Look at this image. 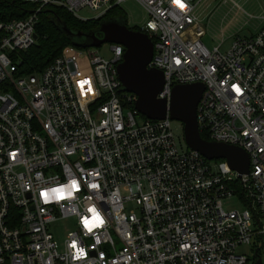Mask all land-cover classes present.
<instances>
[{
	"label": "built area",
	"instance_id": "1",
	"mask_svg": "<svg viewBox=\"0 0 264 264\" xmlns=\"http://www.w3.org/2000/svg\"><path fill=\"white\" fill-rule=\"evenodd\" d=\"M21 1L34 11L0 22V264H264V27L209 49L194 0H134L153 44L148 67L163 74L157 98L201 83L198 132L247 154L239 175L182 147L168 117L136 111L118 79L120 44L109 59L66 46L17 75L43 8L88 21L126 0ZM234 198L242 211L223 207ZM62 221L72 227L59 245Z\"/></svg>",
	"mask_w": 264,
	"mask_h": 264
},
{
	"label": "water",
	"instance_id": "2",
	"mask_svg": "<svg viewBox=\"0 0 264 264\" xmlns=\"http://www.w3.org/2000/svg\"><path fill=\"white\" fill-rule=\"evenodd\" d=\"M56 25L77 47L99 48L105 43L122 45L125 51L122 62L116 67L118 79L121 91L136 96V111L149 120L168 117L180 122L188 149L198 152L208 161L225 160L231 170L239 175L247 174L249 160L242 149L201 138L196 121V109L204 89L201 83L176 85L169 100L157 98L163 86V74L148 67L153 44L146 34L129 29L123 19L105 21L98 29L88 32L71 31L58 19ZM34 38L37 39L36 34Z\"/></svg>",
	"mask_w": 264,
	"mask_h": 264
},
{
	"label": "rangeland",
	"instance_id": "3",
	"mask_svg": "<svg viewBox=\"0 0 264 264\" xmlns=\"http://www.w3.org/2000/svg\"><path fill=\"white\" fill-rule=\"evenodd\" d=\"M194 0L195 14L200 24L205 29L206 35L202 39L205 46L212 49L218 43L224 40L221 51L227 49L228 44L236 36H250L264 27V0ZM235 3V5L233 4ZM127 21V27L140 28L145 20L146 13L134 0H126L120 5ZM79 15L83 18H92L94 13L89 10H82ZM105 59L111 57L110 44L105 43L99 48L91 49ZM85 71V67H81ZM141 119V117H138ZM171 127L175 137L180 145L185 146L182 134V124L171 120ZM220 160H211L210 162H219ZM227 211H242L243 206L237 199L227 200L223 203ZM127 210H135L133 204L126 206ZM72 227V221H62L52 227V232L59 245L63 242L66 232ZM240 253H249L247 247L238 249Z\"/></svg>",
	"mask_w": 264,
	"mask_h": 264
},
{
	"label": "trees",
	"instance_id": "4",
	"mask_svg": "<svg viewBox=\"0 0 264 264\" xmlns=\"http://www.w3.org/2000/svg\"><path fill=\"white\" fill-rule=\"evenodd\" d=\"M34 9V5L21 0H0V22L26 18ZM57 19L71 31L88 32L98 29L101 23L108 20L123 19L126 21V16L120 7H113L100 19L80 21L63 9L43 8L38 14L34 28L37 35L36 43L27 50L18 53L17 75H29L43 70L66 46L84 49L75 46L73 40L66 37L57 28ZM131 30L140 31V28ZM200 136L204 140H209L203 132L200 133Z\"/></svg>",
	"mask_w": 264,
	"mask_h": 264
},
{
	"label": "snow or ice",
	"instance_id": "5",
	"mask_svg": "<svg viewBox=\"0 0 264 264\" xmlns=\"http://www.w3.org/2000/svg\"><path fill=\"white\" fill-rule=\"evenodd\" d=\"M73 187L75 188L76 187V185L75 184H73ZM94 211V210H93ZM95 219L97 220V221H100V218H99V216H96L95 217ZM101 223H102V221H100ZM85 223H86V226L88 225V221H85Z\"/></svg>",
	"mask_w": 264,
	"mask_h": 264
},
{
	"label": "clouds",
	"instance_id": "6",
	"mask_svg": "<svg viewBox=\"0 0 264 264\" xmlns=\"http://www.w3.org/2000/svg\"><path fill=\"white\" fill-rule=\"evenodd\" d=\"M85 255H86V253H84L83 251H81V254H80L81 258H83Z\"/></svg>",
	"mask_w": 264,
	"mask_h": 264
},
{
	"label": "flooded vegetation",
	"instance_id": "7",
	"mask_svg": "<svg viewBox=\"0 0 264 264\" xmlns=\"http://www.w3.org/2000/svg\"><path fill=\"white\" fill-rule=\"evenodd\" d=\"M126 22V21H125ZM126 25H127V22H126ZM130 29V28H129Z\"/></svg>",
	"mask_w": 264,
	"mask_h": 264
}]
</instances>
